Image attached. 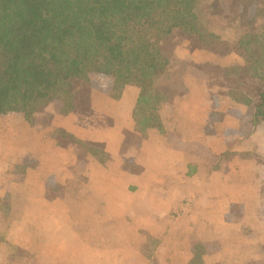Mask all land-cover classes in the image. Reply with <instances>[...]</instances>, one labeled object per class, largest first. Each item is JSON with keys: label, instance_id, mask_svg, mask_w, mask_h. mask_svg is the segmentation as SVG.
Listing matches in <instances>:
<instances>
[{"label": "crops", "instance_id": "0c3cea01", "mask_svg": "<svg viewBox=\"0 0 264 264\" xmlns=\"http://www.w3.org/2000/svg\"><path fill=\"white\" fill-rule=\"evenodd\" d=\"M214 5L210 14L222 13ZM253 27L264 32V21L227 28L221 49L175 52L186 69L159 110L165 134L143 138L140 89L129 85L116 101L111 81L90 96V125L62 116L59 103L34 125L3 116L0 264H190L197 250L203 264H264V123L256 128L255 105L230 97L240 89L255 104L262 83L222 75L245 65L235 43ZM57 130L103 144L109 160Z\"/></svg>", "mask_w": 264, "mask_h": 264}, {"label": "trees", "instance_id": "16d2710c", "mask_svg": "<svg viewBox=\"0 0 264 264\" xmlns=\"http://www.w3.org/2000/svg\"><path fill=\"white\" fill-rule=\"evenodd\" d=\"M201 7V0H0V119L22 113L34 125L40 111L53 103L67 117L83 100L90 105L91 93L81 90L105 78L112 82L110 97L116 101L127 86L140 89L134 116L143 138L152 129L165 134L159 110L177 94L164 87L178 67L169 39L180 35L192 49L205 51L226 44ZM235 45L245 65L225 68L222 75L240 86L248 79L262 83L255 104L245 91H230L238 104L255 105L257 128L264 123V32L241 33ZM55 136L102 164L109 160L103 144L64 130ZM203 256L197 250L190 264H203Z\"/></svg>", "mask_w": 264, "mask_h": 264}, {"label": "rangeland", "instance_id": "374dc122", "mask_svg": "<svg viewBox=\"0 0 264 264\" xmlns=\"http://www.w3.org/2000/svg\"><path fill=\"white\" fill-rule=\"evenodd\" d=\"M210 5L211 6L214 5V10H215V8L220 6L222 13L216 12L215 13L216 16L214 14H210L211 13V11L209 10ZM201 6H202L201 8L203 9L204 13L206 14V18L209 19L208 21L212 26V30L218 31V32L220 31L221 33H223V36H221L222 38L223 37L226 38L229 36L226 33V31L230 30L231 26H233L234 27L233 29H235V27L251 26L254 23L255 19H258L261 22L264 21L262 19V17H264V1L260 2L259 4H255V3L250 4V3H247L245 0H201ZM208 14H210L214 18L208 17ZM216 19H218V20H216ZM211 21H214L217 23H212ZM218 24H219V26H218ZM221 25H222V29H217V27L220 28ZM227 28H229V29L227 30ZM244 31L246 32V31H251V30L246 29ZM242 33H244V32H242ZM169 40H170V44H172L171 48L173 50H175V52L178 51V52L184 54V52H183L184 49H187V51L188 50L189 51H195V49H192L191 45L188 42H186L185 39L183 37H181L180 35L173 36ZM222 47H224V45H222L219 49H221ZM175 52H174V54H175ZM182 58H183L182 56H178V58L177 57L175 58V60H176L175 61V67H177V66L178 67L174 70V73L172 76L178 75L181 77V75L183 74L182 69L183 70L186 69L183 65L184 62H183ZM187 65H189V64H187ZM171 74H172V72H171ZM174 82H177V81L175 79L172 80V78H171L169 81H167V82L165 81L164 87L171 89L174 85L177 86V84H174ZM102 85H107V86L104 87ZM108 86H109V84H107L105 78H103L100 80H96L94 82L92 81L91 85L85 86L87 90L82 89L81 91H86L87 94H90V93L93 94V92H95V91L105 92ZM77 90H79V87ZM84 93H83V95H84ZM84 96L82 97L83 99H84ZM90 104H91V97H90ZM82 105L84 107H82ZM80 106H81V108H79L77 110V112H75L74 117L78 118L81 125L92 124L90 121V119H91L90 118L91 112H90V107H89L90 105H87L86 102H84V100H83V104L81 102ZM44 111H45V109L41 110L40 113H42ZM17 120H18V118H17Z\"/></svg>", "mask_w": 264, "mask_h": 264}, {"label": "clouds", "instance_id": "9594fccd", "mask_svg": "<svg viewBox=\"0 0 264 264\" xmlns=\"http://www.w3.org/2000/svg\"><path fill=\"white\" fill-rule=\"evenodd\" d=\"M102 86L106 87L107 85H102Z\"/></svg>", "mask_w": 264, "mask_h": 264}]
</instances>
